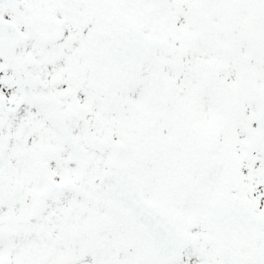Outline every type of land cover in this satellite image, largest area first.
<instances>
[{
    "label": "snow or ice",
    "instance_id": "6c2138e0",
    "mask_svg": "<svg viewBox=\"0 0 264 264\" xmlns=\"http://www.w3.org/2000/svg\"><path fill=\"white\" fill-rule=\"evenodd\" d=\"M0 264H264V0H0Z\"/></svg>",
    "mask_w": 264,
    "mask_h": 264
}]
</instances>
